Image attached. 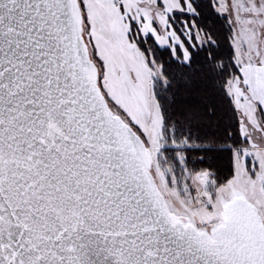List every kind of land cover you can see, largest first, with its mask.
I'll return each mask as SVG.
<instances>
[{"label": "snow or ice", "instance_id": "snow-or-ice-1", "mask_svg": "<svg viewBox=\"0 0 264 264\" xmlns=\"http://www.w3.org/2000/svg\"><path fill=\"white\" fill-rule=\"evenodd\" d=\"M0 264H264V0H0Z\"/></svg>", "mask_w": 264, "mask_h": 264}]
</instances>
